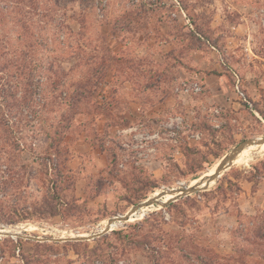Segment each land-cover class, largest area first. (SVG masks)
Segmentation results:
<instances>
[{
    "label": "rangeland",
    "instance_id": "374dc122",
    "mask_svg": "<svg viewBox=\"0 0 264 264\" xmlns=\"http://www.w3.org/2000/svg\"><path fill=\"white\" fill-rule=\"evenodd\" d=\"M179 1L186 17L173 14L179 10L177 0H25V4L0 0V34L15 38L16 16L42 39L44 46L33 56L34 64L43 67L36 71L40 78L37 93L45 104L39 109L40 116L45 124L61 122L66 127L57 154L43 133H32L40 125L26 103L29 90L25 82L3 76L0 84L6 93H16L10 98L14 111L9 118L20 128V151H16L12 166L24 177L4 203L21 213L24 206L33 211L43 205L54 170L46 168L42 158L50 152L60 170L70 175L62 183L63 193L71 196L77 184L87 191L76 215H33L18 224H0V232L52 237L99 232L109 217L126 213L139 197L193 183L241 141L264 136V0ZM17 5L25 12L18 14ZM186 18L195 20L221 51L226 75H240L244 95L235 89L237 93L220 92L217 100L203 88L187 97V105L175 96L174 107L153 117L157 124L146 117L136 131L109 128L120 120L126 126L131 122L120 111L130 98L122 95L119 81L114 92L107 76H126V60L146 64L150 70L153 57L136 58L135 51L141 52L136 30L153 43L149 48L154 53L157 45L151 39L164 38L160 21L170 20L174 34L190 46V40L181 37L187 33L180 26ZM121 40L126 41L125 49ZM230 81L235 84V79ZM79 84L87 86L89 96L75 100L76 107L70 109L69 97ZM177 114L183 120L178 121ZM168 117L173 121L166 124ZM197 132L201 137L192 138ZM151 133L156 137L148 138ZM1 147L13 150L5 141L0 142ZM3 154L1 150L0 156ZM3 159L0 173L9 163ZM2 195L0 188V198ZM175 202L170 213L159 206L142 209L129 221L117 222L105 238L85 241L88 247L72 245L71 241L41 242L0 235V264H150L144 248L134 249L113 234L115 230L128 232L137 222H149L144 232L153 233L154 246H161L164 233H169L173 246L169 262L175 264H264V154L236 161L208 190ZM162 219L164 223H157ZM151 224H156L154 229ZM181 235L185 239L180 243L177 239ZM186 243L189 253L180 256L177 247H186Z\"/></svg>",
    "mask_w": 264,
    "mask_h": 264
},
{
    "label": "trees",
    "instance_id": "16d2710c",
    "mask_svg": "<svg viewBox=\"0 0 264 264\" xmlns=\"http://www.w3.org/2000/svg\"><path fill=\"white\" fill-rule=\"evenodd\" d=\"M11 1H15L17 2V4L22 2H24L23 4L26 3L25 0ZM4 8L7 9L8 6ZM15 9L18 14L22 11L25 12L22 6L17 5ZM14 12L15 11L13 10L11 13ZM15 19L16 21H14V24H18L15 32V38H10V36H8L7 34H0V80L3 78V76H15L17 79L25 82L26 89L29 90V94L26 97V103H29L30 107L28 106V108L32 107L30 109V114L35 120H37L40 125L39 128L36 127L32 129V133H43L49 141V148L55 149L58 152L57 154H59L60 148L58 146H60L65 139L64 133L66 127L64 125H61V122H56V124L53 123L50 125L45 124L46 122L40 116L41 107H45V104L41 103L40 101L42 99L41 93H37V91L40 90V78L36 77V71L43 69V67H41V65L34 64L33 56L39 51L41 47L44 46V44L42 43V39H40L38 37V34H36L37 32H30V29L27 27L26 23H24V19H22V17L17 19V17L15 16ZM0 22L2 21L0 20ZM194 23L197 27V30H193L190 33L189 40L191 42V47H193L195 44L198 45V43L201 42V36L197 34V31L200 32V34L206 40H209L205 32L200 28L195 20ZM12 41H14L15 43H13ZM51 69L52 68L50 67L46 68V70L50 72ZM86 87L87 86L84 84H79L75 89L76 92L73 95H70L68 103L66 102L70 109L76 107L75 100L79 102L89 96V92ZM37 95L39 96L38 98ZM15 96L16 93L12 92L7 94L6 88H3L2 86L0 87V142L5 141L6 144H10L11 147L13 146V150H5L3 147L0 148V151L3 150L4 153V156H0V161L5 158L3 160H6L7 163L9 162L8 164L4 165L5 169L2 171V173H0V177H4L2 181H0V188H2L3 190L2 198H0V224H18L19 222H22L26 219H30L33 215L48 218L55 217L57 215L68 218L71 215H76L77 213L74 212L81 208L80 202H84V200L76 197L75 189L71 196H66L63 193L64 189L62 187V183L63 181L70 179V175L60 170V167H58L55 163L57 158L52 157L50 151L49 155L45 156L42 159L44 160L43 163L46 168L48 167L49 169H52V171L54 170V176L49 179L50 185L47 187L46 195L43 197V205L41 207L36 206L33 211L31 209H28V205L24 206L22 209L23 212L21 213L18 212L17 208L10 207L4 203L7 201L9 196L16 192V189L20 187V185L17 184L19 180H22V178H24L21 177V175H19L16 171H14V168L12 166V163L14 161L13 158L16 159V151H20V144L17 138V133H19L20 128H18L19 126H16L14 124L15 122L11 121V119L9 118L10 115H13L14 111V109H12L13 103H10V98H15ZM36 106H38L37 109ZM70 124L71 123L68 124V128L71 127ZM10 140L12 141L10 142ZM114 157H116L115 152ZM113 163L114 160L112 159L110 161V164L113 165ZM69 171L70 170L68 169V172ZM19 184H21V182ZM145 198H147V196L139 197L138 202L143 201ZM131 203L134 204V202ZM176 205V202L171 203L166 208V211L170 213L172 208L176 207ZM14 213H18V216H16V214L14 216ZM157 223H164V221L162 219ZM147 224H149V222H137L130 226V231L124 232L123 230H115L113 234L116 235L117 239L121 240L124 243H127L134 249L139 247L144 248L145 256L149 258L150 264H175L174 262H169L170 254H172L171 247H173L170 245L172 237H169V233L165 232L163 235L165 239L163 240L161 246H154L153 233L144 232L147 229ZM152 225L154 229L156 224H151V226ZM150 231H153L152 228ZM105 237L106 235H103L98 239H103ZM184 239V235H181L180 238L177 239V242L181 243L184 241ZM86 242L71 241L72 245H84V247H88V244ZM184 246L177 247L180 252V256H186L189 253L187 243L186 247ZM92 251L95 252L96 250ZM92 264H94V262Z\"/></svg>",
    "mask_w": 264,
    "mask_h": 264
},
{
    "label": "crops",
    "instance_id": "0c3cea01",
    "mask_svg": "<svg viewBox=\"0 0 264 264\" xmlns=\"http://www.w3.org/2000/svg\"><path fill=\"white\" fill-rule=\"evenodd\" d=\"M175 5H177V9L179 8L180 11L176 10L173 14L179 18L181 15L186 17L187 13L182 8L181 2L177 0ZM190 20L186 18V22H183L179 19L182 30L187 32L181 37L187 40H189L191 31L197 30L195 23ZM159 29L165 37L158 41L156 38L151 39L157 45V51L154 53L153 49L149 48L153 46V43L146 40L144 36H141L140 30H136V34L140 36L138 48L141 49V52L135 51L136 58L139 57L141 60L147 55L153 57L149 60L150 64H148L150 70L146 69V64H132L131 60H126L128 63L124 66L126 76H120V79L117 76H107L108 85L114 88V92H117L115 86L119 81L124 91L122 95L130 98V100L122 104L123 108L121 107L120 111L131 122L130 126H126L122 124L123 120H120L116 125L111 124L109 128L118 126L125 132L128 130L136 131L144 125L141 119L146 117L151 119V123L157 124L158 122L153 120V117L156 114H165L167 110L174 107L175 96L184 105H187V97H191L193 93L189 94L182 91L183 86L185 83L193 82L196 78L201 82L204 90L211 98H217L218 100L220 92L222 94H226L227 92L237 93L235 84L231 85L230 81V78L234 79V76L226 75L228 70L225 59L221 51L217 50L215 44H211L210 40H206L198 31L197 34L201 36V42L198 46L194 45L191 47L183 43L184 41L179 40L180 36L174 34L175 29L170 20L160 21ZM121 42L123 45L122 49H125L126 41L121 40ZM168 73L170 74L168 75ZM171 92H173V95H171ZM149 99H155V101L152 100L153 104L147 103ZM99 103L102 105L103 102ZM132 113L140 116V118L132 116ZM171 118L173 117H168L169 120H167L166 124L173 121ZM155 133H151L147 137L155 138L157 135ZM137 136V134L134 135V137ZM75 193L76 197L84 199L87 191L86 188L79 189L77 184Z\"/></svg>",
    "mask_w": 264,
    "mask_h": 264
},
{
    "label": "water",
    "instance_id": "95a60500",
    "mask_svg": "<svg viewBox=\"0 0 264 264\" xmlns=\"http://www.w3.org/2000/svg\"><path fill=\"white\" fill-rule=\"evenodd\" d=\"M264 144V136L257 138H248L241 141L237 146H235L231 151L226 153L222 159L217 163V167L212 174H204L195 183L186 184L179 187H172L163 189L158 195H153L147 199L140 201L134 205L124 214L114 215L108 218L107 225L103 230L89 234V235H77L70 237H52V236H39L27 233H10V232H0V235L11 236V237H22L27 239H33L36 241H52V242H65V241H88L101 237L108 234L112 230V225L117 222H127L129 221L135 213L140 212L144 208L159 206L162 208H167L171 203L183 198L190 196L192 194L198 193L200 191L208 190L211 185L218 180L221 174L230 168L237 159L244 153L246 149L253 145ZM171 195L172 197L168 200H164V197ZM3 230V229H0Z\"/></svg>",
    "mask_w": 264,
    "mask_h": 264
},
{
    "label": "built area",
    "instance_id": "2783aa9c",
    "mask_svg": "<svg viewBox=\"0 0 264 264\" xmlns=\"http://www.w3.org/2000/svg\"><path fill=\"white\" fill-rule=\"evenodd\" d=\"M182 11V10H181ZM184 12V11H183ZM235 74V89L238 91V93H240L241 95H244V93L241 91L240 86H241V78L240 75L237 72H234ZM183 90L186 93H199L203 90V86L201 84V82L196 78L193 82L190 83H185L183 86ZM178 121L183 120V118L181 116L177 117ZM201 137L200 133L197 132L195 134L192 135V138L194 139H199Z\"/></svg>",
    "mask_w": 264,
    "mask_h": 264
},
{
    "label": "bare ground",
    "instance_id": "6f19581e",
    "mask_svg": "<svg viewBox=\"0 0 264 264\" xmlns=\"http://www.w3.org/2000/svg\"><path fill=\"white\" fill-rule=\"evenodd\" d=\"M264 154V144L261 145H253L251 147H249L248 149H246L244 151V153L237 159V161L239 162L242 159H250L254 156H258V155H263ZM217 167V164L215 165V167L213 169H211V171H209L207 174H212L215 169ZM198 179L194 180L193 183L197 182ZM158 195V194H156ZM172 196L171 195H167L166 197H164V200L166 199H170ZM116 224L112 225L115 226ZM5 232V231H4ZM18 234V233H16Z\"/></svg>",
    "mask_w": 264,
    "mask_h": 264
}]
</instances>
